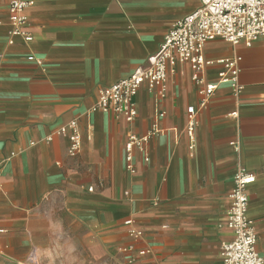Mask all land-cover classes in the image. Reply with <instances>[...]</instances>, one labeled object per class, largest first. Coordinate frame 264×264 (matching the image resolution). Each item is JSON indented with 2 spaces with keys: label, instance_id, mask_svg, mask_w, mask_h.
I'll use <instances>...</instances> for the list:
<instances>
[{
  "label": "crops",
  "instance_id": "obj_1",
  "mask_svg": "<svg viewBox=\"0 0 264 264\" xmlns=\"http://www.w3.org/2000/svg\"><path fill=\"white\" fill-rule=\"evenodd\" d=\"M10 1L0 5V264H26L31 256L37 264L116 263L130 243L151 248L143 264H223L240 168L255 175L248 214L264 255L263 42L205 46L210 59L241 57L238 96L221 84L199 108L191 66L178 62L165 97L144 83L137 117L126 121L92 110L98 89L146 64L172 24L200 2L29 0L33 39L24 42L11 34ZM222 69L208 67L207 81ZM190 106L199 109L193 140ZM72 120L82 133L75 156L69 136L58 133ZM150 133L145 149L135 148L130 172L128 136ZM130 218L142 239L129 234Z\"/></svg>",
  "mask_w": 264,
  "mask_h": 264
},
{
  "label": "built area",
  "instance_id": "obj_2",
  "mask_svg": "<svg viewBox=\"0 0 264 264\" xmlns=\"http://www.w3.org/2000/svg\"><path fill=\"white\" fill-rule=\"evenodd\" d=\"M198 1L200 2L198 8L172 24L159 50L148 57L146 64L136 67L129 76L98 89L97 101L92 106V110L114 113L126 121L136 119V96L140 87L147 83L159 97H165L169 72L178 62L188 63L191 66L192 79L197 84L198 94L201 97L199 108L206 106L221 84L230 85L236 96L240 94L243 90V86L239 84L241 57L236 54L210 59L205 54V46L214 40H224L233 46L240 43L251 46L257 41H262L264 44V0ZM2 3L3 0H0V5ZM31 4L29 0H11L8 5L11 34L22 38L24 42H31L33 39L29 30V17L25 13ZM28 60L40 62L34 55L28 56ZM215 64L221 65L223 69L218 73L217 81L208 82L206 71ZM198 111L195 106L187 109L186 133L191 140L195 136ZM230 115L237 117L238 112H232ZM58 133L69 136L71 156L81 152L82 133L77 120L62 126ZM153 133L128 136L125 149L127 168L130 172H135V148L144 150ZM48 139L50 140L51 137L49 136ZM190 148H194L193 143ZM145 160L148 161L149 157ZM254 181L255 175L245 168H240L235 176L236 186L231 192L233 204L228 213V225L234 237L222 243L223 264H264V255H261L256 248L258 236L255 221L248 214L247 188ZM89 190L93 191L94 186H90ZM126 224L130 225L129 234L132 237L143 238V232L134 226L132 218L127 220ZM120 250L125 254L122 260L113 263L107 259L98 264H143V259L151 253V248L137 247L133 243L124 245ZM37 263L36 257L31 256L26 264Z\"/></svg>",
  "mask_w": 264,
  "mask_h": 264
}]
</instances>
